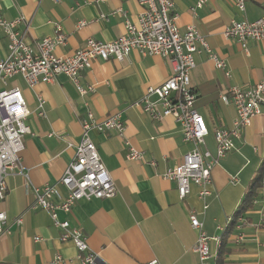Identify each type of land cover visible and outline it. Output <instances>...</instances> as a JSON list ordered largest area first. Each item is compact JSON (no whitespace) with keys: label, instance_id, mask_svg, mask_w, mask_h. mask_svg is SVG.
Here are the masks:
<instances>
[{"label":"crops","instance_id":"obj_1","mask_svg":"<svg viewBox=\"0 0 264 264\" xmlns=\"http://www.w3.org/2000/svg\"><path fill=\"white\" fill-rule=\"evenodd\" d=\"M197 1L174 0L175 13L181 32L190 24L196 25L212 51L226 61L224 70L218 68L202 51L195 55L196 66L190 73L197 93L196 108L209 129L206 148L215 155V130L230 128L237 114L232 103L221 100V94L233 86L249 88L264 78V39L249 40L245 49L239 41L227 39L223 31L233 20L261 18L264 0H248L245 11H239L234 0H208L193 13L191 8ZM143 11L138 0H0L1 16L7 20L23 18L22 30H26L25 22L29 23L26 36L31 43L55 34L58 24L68 40L56 54L65 56L85 47L89 37L102 41L118 38L126 32V20L136 22ZM81 20L86 24L78 29ZM8 45V37L0 30V59L7 55ZM91 64L83 83L95 84L96 91L87 96H81L65 75L34 88L21 76L7 82L6 87L23 90L32 112L28 123L33 132L25 136L21 164L8 176L6 197L0 200V211L6 212L10 230L0 237V264H81L77 248L73 242L61 240L62 229L54 225L49 212L30 206L36 188L55 183L65 172L89 110L97 119L122 111L126 137L143 152L144 159H129V148L116 132L92 131L118 192L111 198L80 200L69 213L59 211V219L80 228L90 248L106 264H147L154 259L160 264H197L193 247L198 232L191 227L189 211L194 208L199 212L209 236L222 238L230 228L247 188L264 163V106L252 125L235 139V147L214 167L213 193L202 214L197 185L192 184L182 200L176 183L163 176L182 161L193 144L183 139L174 118L153 120L141 105L131 106L149 87H158L171 76V63L159 55L144 56L134 50L122 61L96 59ZM38 93L46 98L45 117L37 114ZM60 189L65 195V188ZM258 191L261 196L264 187ZM20 216L22 223L18 224ZM244 216L247 222L240 228L236 225L228 237L223 264H264V207L259 202ZM240 232L245 240L237 243ZM210 247L217 264L222 244L218 247L211 242ZM57 255L61 261L57 262Z\"/></svg>","mask_w":264,"mask_h":264},{"label":"built area","instance_id":"obj_2","mask_svg":"<svg viewBox=\"0 0 264 264\" xmlns=\"http://www.w3.org/2000/svg\"><path fill=\"white\" fill-rule=\"evenodd\" d=\"M59 2L60 0H53ZM103 2L106 0H96ZM144 11L137 21L129 19L125 23L126 32L110 41L88 38L85 47L71 55H57L56 50L67 44V35L56 25V33L31 43L27 39L29 23L26 30L20 25L23 18L7 20L0 15V30L9 39L8 53L0 59V200L6 197L7 178L11 171L21 164V154L25 149V136L32 134L28 118L32 113L28 108L23 90L19 86L6 87L7 82L21 76L30 88L39 83L55 82L60 75H65L74 83L81 96L95 93L93 83H83L88 69L96 59L115 58L122 61L132 51L142 55H159L168 60L172 66L171 76L160 85L151 86L144 96L131 106L141 105L143 110L157 121L172 117L181 126L183 139L193 144V149L183 156L182 161L167 169L163 176L176 183L180 199H185L191 192V185L199 187L198 197L202 201V214L209 207L207 198L213 193V169L227 151L235 147V139L242 136L243 130L252 125V120L261 114L264 106V78L249 88L233 86L221 94V100L232 103L236 108V117L230 128L215 130L217 142L216 154L206 148L209 129L203 115L196 108L197 93L191 84L190 73L196 66L195 55L206 51L218 68H226V61L214 53L204 34L194 24L181 32L177 24L174 0H138ZM208 0H198L192 12L205 5ZM248 0H234L239 11H245ZM117 12V11H116ZM103 17H105L103 15ZM86 22L81 20L77 27L81 29ZM227 39L239 41L246 49L249 40L264 39V15L255 21L233 20L224 28ZM229 75V72H226ZM37 114L46 116V98L37 94ZM82 134L76 145L75 155L68 163L63 175L55 182L35 189V199L30 207H41L52 217L53 223L62 229L61 240L71 241L78 250L81 264H106L90 248L87 236L77 227L71 226L69 220L59 219L58 212L69 213L80 200L93 198H111L118 188L109 170L105 166L97 145L92 139V131H114L124 139L129 148L128 158L143 160L142 151L134 148L126 137V124L122 111L97 119L92 111L82 120ZM152 164H155L152 162ZM237 182V178H232ZM64 187L66 194L61 191ZM261 203L264 207V191L254 198L253 204ZM191 227L198 232L193 250L198 255L197 264H215V254L210 243L218 247L222 244L220 236H209L204 230V223L196 209L189 211ZM18 224L22 217L17 218ZM247 222L244 215L238 217L237 227ZM6 212L0 211V237L10 233ZM37 240L39 238H36ZM245 234L240 232L235 241L241 243ZM57 262L62 260L57 255ZM147 264H160L154 259Z\"/></svg>","mask_w":264,"mask_h":264},{"label":"trees","instance_id":"obj_3","mask_svg":"<svg viewBox=\"0 0 264 264\" xmlns=\"http://www.w3.org/2000/svg\"><path fill=\"white\" fill-rule=\"evenodd\" d=\"M264 187V163L261 165V167L258 169V172L254 179L252 180L251 184L246 190L245 196L237 210V215L241 216L247 213L250 209L254 207L255 204H253V200L256 197H259V191ZM237 216V217H238ZM231 223L230 228H228L225 231V234L222 237V248L220 249V253L218 255V263L217 264H223L224 260V253H225V246L227 244L228 237L232 233L233 229L238 223V218Z\"/></svg>","mask_w":264,"mask_h":264},{"label":"rangeland","instance_id":"obj_4","mask_svg":"<svg viewBox=\"0 0 264 264\" xmlns=\"http://www.w3.org/2000/svg\"><path fill=\"white\" fill-rule=\"evenodd\" d=\"M248 212V211H247Z\"/></svg>","mask_w":264,"mask_h":264}]
</instances>
